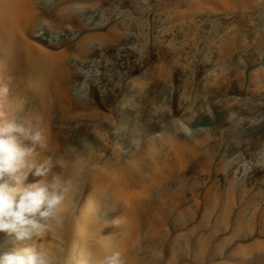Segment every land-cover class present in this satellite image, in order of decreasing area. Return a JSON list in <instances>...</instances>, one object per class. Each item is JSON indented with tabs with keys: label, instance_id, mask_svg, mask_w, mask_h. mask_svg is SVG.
I'll use <instances>...</instances> for the list:
<instances>
[{
	"label": "rangeland",
	"instance_id": "1",
	"mask_svg": "<svg viewBox=\"0 0 264 264\" xmlns=\"http://www.w3.org/2000/svg\"><path fill=\"white\" fill-rule=\"evenodd\" d=\"M0 35L38 178L122 264H264V0H0Z\"/></svg>",
	"mask_w": 264,
	"mask_h": 264
},
{
	"label": "clouds",
	"instance_id": "2",
	"mask_svg": "<svg viewBox=\"0 0 264 264\" xmlns=\"http://www.w3.org/2000/svg\"><path fill=\"white\" fill-rule=\"evenodd\" d=\"M22 110V101H13L9 85L0 82V233L16 241L55 231L66 192L57 181L45 184L41 179L25 183L30 174L45 177L50 163L30 162V158L38 155L37 148L46 147V139L42 128L18 118ZM0 264H59V260L34 243L0 255ZM103 264H122L120 253L106 256Z\"/></svg>",
	"mask_w": 264,
	"mask_h": 264
},
{
	"label": "bare ground",
	"instance_id": "3",
	"mask_svg": "<svg viewBox=\"0 0 264 264\" xmlns=\"http://www.w3.org/2000/svg\"><path fill=\"white\" fill-rule=\"evenodd\" d=\"M4 40L5 36L0 35V42L3 43ZM39 180L41 179L30 174L25 183L32 184ZM64 188L66 192L60 210L59 227L51 233L46 232L40 237L34 235L24 241H16L14 237L0 233V255L15 248H28L36 243L56 257L59 264H103L104 258L111 255L113 246L118 245H115L111 233L101 225L89 200L74 191L72 186Z\"/></svg>",
	"mask_w": 264,
	"mask_h": 264
}]
</instances>
